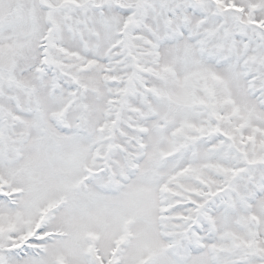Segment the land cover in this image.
<instances>
[{
    "label": "snow or ice",
    "instance_id": "1",
    "mask_svg": "<svg viewBox=\"0 0 264 264\" xmlns=\"http://www.w3.org/2000/svg\"><path fill=\"white\" fill-rule=\"evenodd\" d=\"M0 264H264V0H0Z\"/></svg>",
    "mask_w": 264,
    "mask_h": 264
}]
</instances>
